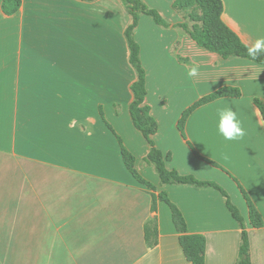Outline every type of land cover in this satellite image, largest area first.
<instances>
[{
    "label": "crops",
    "instance_id": "obj_1",
    "mask_svg": "<svg viewBox=\"0 0 264 264\" xmlns=\"http://www.w3.org/2000/svg\"><path fill=\"white\" fill-rule=\"evenodd\" d=\"M143 1L169 25L140 15L134 32L156 146L169 156V170L224 189L244 218L252 264H264V227L251 225L241 191L264 219V118L255 104L264 102V65L198 46L179 27L194 22L191 11L174 8L177 0ZM3 2L0 264H191L170 207L158 200L152 210L163 192L182 212L188 233L205 237V264H237L242 229L226 198L213 187L163 185L146 162L151 147L130 114L138 74L124 3L21 0L19 11L7 16ZM222 2V21L246 46L264 38V0ZM192 67L198 76L190 78ZM223 88L239 89L241 97L201 104L186 121L184 139L178 129L184 111ZM223 109L241 121V140L218 133ZM117 136L154 189L128 171Z\"/></svg>",
    "mask_w": 264,
    "mask_h": 264
},
{
    "label": "trees",
    "instance_id": "obj_2",
    "mask_svg": "<svg viewBox=\"0 0 264 264\" xmlns=\"http://www.w3.org/2000/svg\"><path fill=\"white\" fill-rule=\"evenodd\" d=\"M120 1L124 3L133 19L132 24L126 31V37L130 49V63L137 71L138 80L132 85L134 100L130 105V114L135 128L143 134L144 138L151 147L150 152L146 157V162L155 168L156 172L160 176L161 184L163 185H195L199 187H213L217 189L226 198L228 210L242 229V239L237 264H252L250 256V241L246 230L245 221L239 209L232 204L229 195L224 191V189L213 182L200 181L191 175L184 176L180 175L176 170H169L166 166V161L169 156L166 157L162 151L157 148L153 139L157 132V122L151 115L150 106L146 104V70L141 62L140 45L135 40L134 32L139 25L140 15L152 17L157 25L164 28H168V23L157 10L149 8L143 0ZM21 3V0H4L2 4V11L5 15L12 16L19 11ZM174 8L178 10H189L193 13L191 14V18L194 22V25L189 27L187 24H181L179 27L182 28L201 48L218 54L224 59H228L230 57H239L251 60L260 65H264V54L258 55L256 59L249 57L247 55V48L249 47L246 46L241 41L239 36L222 21V14L224 12L222 0H177L174 3ZM194 14L198 15V17L194 16ZM225 97L240 98L241 92L239 89L235 88H223L211 95L204 97L200 102H197L184 111L178 122V129L182 137L186 139V121L196 110V108H198L201 104H207L214 100ZM255 104L264 118V102L256 99ZM101 114L104 119L103 110H101ZM106 124L111 129V126L107 122ZM117 138L120 143L122 156L128 171L138 182L147 186L148 188L154 189V186L143 179V177L138 173L135 165L136 159L134 155L124 146L121 138L119 136H117ZM195 155L203 160V158L197 153H195ZM209 163L218 167L213 162L209 161ZM241 191L249 208V220L251 225L255 229L263 228L264 219L262 215L242 187ZM158 200H161L167 204L171 209L174 225L180 234V245L188 262L191 264H205V237L201 235H191L188 233V225L182 212L174 203L170 201L167 193L165 192L160 193L158 196H154L152 206V210L154 212L157 210ZM154 223L155 221H152L151 225H154ZM151 229L152 228L149 225L146 226V240L148 242L152 237Z\"/></svg>",
    "mask_w": 264,
    "mask_h": 264
},
{
    "label": "clouds",
    "instance_id": "obj_3",
    "mask_svg": "<svg viewBox=\"0 0 264 264\" xmlns=\"http://www.w3.org/2000/svg\"><path fill=\"white\" fill-rule=\"evenodd\" d=\"M264 54V38L257 39L253 46L247 48V55L256 59L258 55ZM188 77L198 76V69L192 67L187 72ZM219 122L217 125L218 133L228 141H239L244 135L245 131L241 126V121L231 109H223L219 111ZM227 158V157H225Z\"/></svg>",
    "mask_w": 264,
    "mask_h": 264
},
{
    "label": "rangeland",
    "instance_id": "obj_4",
    "mask_svg": "<svg viewBox=\"0 0 264 264\" xmlns=\"http://www.w3.org/2000/svg\"><path fill=\"white\" fill-rule=\"evenodd\" d=\"M128 11V10H127ZM193 14V13H192ZM194 16L198 17V15L194 14Z\"/></svg>",
    "mask_w": 264,
    "mask_h": 264
}]
</instances>
